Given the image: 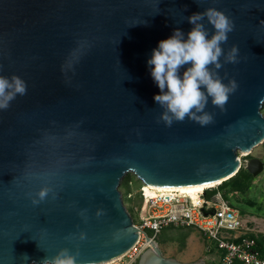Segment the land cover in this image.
I'll return each instance as SVG.
<instances>
[{
	"label": "water",
	"instance_id": "water-1",
	"mask_svg": "<svg viewBox=\"0 0 264 264\" xmlns=\"http://www.w3.org/2000/svg\"><path fill=\"white\" fill-rule=\"evenodd\" d=\"M209 7L234 22L222 48L237 45L239 62L221 57L216 71L238 88L224 110L209 98L208 125L168 126L147 61L175 29L186 39L187 17ZM13 75L27 91L0 109V264H42L63 248L74 264L123 257L140 237L119 190L128 172L191 186L264 169L260 157H239L264 143V0H0V76ZM147 240L138 264H209Z\"/></svg>",
	"mask_w": 264,
	"mask_h": 264
},
{
	"label": "clouds",
	"instance_id": "clouds-1",
	"mask_svg": "<svg viewBox=\"0 0 264 264\" xmlns=\"http://www.w3.org/2000/svg\"><path fill=\"white\" fill-rule=\"evenodd\" d=\"M205 17L215 29L210 39ZM187 19L194 26L187 38L181 29H175L172 36L159 42L147 61L151 76L160 89V93L154 96L155 102L163 109L160 119L168 126L174 121L182 122L186 117L202 126L208 125L213 122V115L205 111L209 98L214 106L224 110L229 94L238 88L235 79L225 84L216 71L223 63L239 62L237 45H233L227 54L222 48V44L228 41V34L234 29V22L224 11L215 7L194 13ZM186 65L190 66L181 75L180 70ZM210 65L214 68H210ZM26 91V82L21 77L13 75L9 79L0 76V109H7L17 94L24 95ZM38 195L43 200L47 190H41ZM39 202L32 201L33 204ZM85 238L86 235L81 233L80 239ZM42 264H74V259L69 249L63 248L55 257L45 258Z\"/></svg>",
	"mask_w": 264,
	"mask_h": 264
},
{
	"label": "built area",
	"instance_id": "built-area-1",
	"mask_svg": "<svg viewBox=\"0 0 264 264\" xmlns=\"http://www.w3.org/2000/svg\"><path fill=\"white\" fill-rule=\"evenodd\" d=\"M220 184L205 188L194 200L187 193L155 190L141 181L138 187L140 203L134 207L137 219L129 211L140 230V237L119 260H123V264H135L150 246L147 237L156 241L163 229L174 227L197 229L206 240L216 243L220 264H264L257 236L248 231L239 209L220 190L207 195V190H213ZM207 248L214 251L210 246Z\"/></svg>",
	"mask_w": 264,
	"mask_h": 264
},
{
	"label": "rangeland",
	"instance_id": "rangeland-1",
	"mask_svg": "<svg viewBox=\"0 0 264 264\" xmlns=\"http://www.w3.org/2000/svg\"><path fill=\"white\" fill-rule=\"evenodd\" d=\"M264 114V105L262 107ZM248 156V155H247ZM246 155L239 153V157L244 161ZM253 157H260L264 160V143L257 146L250 154ZM251 188L244 193L230 194L231 203L239 209L244 221L249 227V232L256 235L259 239L264 240V169L261 173L254 176ZM127 180L130 186L129 197L127 192ZM141 180L136 177L133 172H128L122 179L119 185V190L122 193L125 206L133 216L137 219V214L134 207L140 203L138 196V187ZM204 189V188H203ZM159 248L166 257H174L179 260L185 259L192 255L195 260L217 258L216 243L206 240L202 234L194 228H174L167 227L163 229L156 238ZM208 246L214 248V251H209ZM215 253V254H214ZM193 260V261H195ZM183 261V260H182ZM123 260L117 259L114 264H123Z\"/></svg>",
	"mask_w": 264,
	"mask_h": 264
},
{
	"label": "trees",
	"instance_id": "trees-1",
	"mask_svg": "<svg viewBox=\"0 0 264 264\" xmlns=\"http://www.w3.org/2000/svg\"><path fill=\"white\" fill-rule=\"evenodd\" d=\"M252 156L248 155L246 158H251ZM253 175L248 172L245 168H241L239 172L234 175L233 177L229 178L226 181H223L217 188L213 190H207V195L211 196L214 194L217 190H220L223 192L224 196L230 200V194L233 193H244L247 192L251 188V184L253 182ZM128 181L130 182L131 180H127V194L129 195L130 193V186L128 185ZM203 190H198L194 194L195 197H199V193L202 192ZM231 201V200H230ZM258 245L260 250L262 251L264 255V240L259 239L257 237ZM138 264V261L135 263Z\"/></svg>",
	"mask_w": 264,
	"mask_h": 264
},
{
	"label": "bare ground",
	"instance_id": "bare-ground-1",
	"mask_svg": "<svg viewBox=\"0 0 264 264\" xmlns=\"http://www.w3.org/2000/svg\"><path fill=\"white\" fill-rule=\"evenodd\" d=\"M221 183V181L211 183V184H198V185H191V186H155V185H150L151 188L155 190H177L181 193H187L189 194L194 200H197L198 198L195 197V193L198 190H203L209 186H214L215 184ZM204 188V189H203ZM151 193H153V190H150ZM117 262V259L109 261L107 263L103 264H114Z\"/></svg>",
	"mask_w": 264,
	"mask_h": 264
},
{
	"label": "crops",
	"instance_id": "crops-1",
	"mask_svg": "<svg viewBox=\"0 0 264 264\" xmlns=\"http://www.w3.org/2000/svg\"><path fill=\"white\" fill-rule=\"evenodd\" d=\"M215 253H217V258L212 257V258L206 259L209 264H220L219 258H218L219 254H218V252H215ZM182 260L183 261H193V260H195V258L192 257V255H189V257H186L185 259H182Z\"/></svg>",
	"mask_w": 264,
	"mask_h": 264
}]
</instances>
